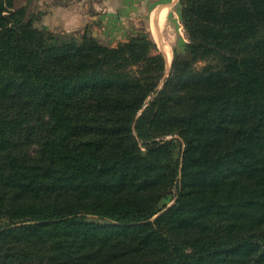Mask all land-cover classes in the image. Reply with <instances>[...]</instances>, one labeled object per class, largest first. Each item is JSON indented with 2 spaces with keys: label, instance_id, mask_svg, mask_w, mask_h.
<instances>
[{
  "label": "trees",
  "instance_id": "obj_1",
  "mask_svg": "<svg viewBox=\"0 0 264 264\" xmlns=\"http://www.w3.org/2000/svg\"><path fill=\"white\" fill-rule=\"evenodd\" d=\"M14 2L0 264H264V0H178L167 73L145 30L109 46Z\"/></svg>",
  "mask_w": 264,
  "mask_h": 264
},
{
  "label": "crops",
  "instance_id": "obj_2",
  "mask_svg": "<svg viewBox=\"0 0 264 264\" xmlns=\"http://www.w3.org/2000/svg\"><path fill=\"white\" fill-rule=\"evenodd\" d=\"M44 1L47 6L43 16L46 28L53 31L86 28L110 46L125 40L140 23H145L151 34L152 30L158 32L166 24L171 9L174 7L178 12V0H70L57 5H53L52 0L49 3V0ZM160 13L164 14L161 24L157 18ZM107 36H111L115 42L109 44Z\"/></svg>",
  "mask_w": 264,
  "mask_h": 264
},
{
  "label": "rangeland",
  "instance_id": "obj_3",
  "mask_svg": "<svg viewBox=\"0 0 264 264\" xmlns=\"http://www.w3.org/2000/svg\"><path fill=\"white\" fill-rule=\"evenodd\" d=\"M50 1L51 0H49L48 3ZM68 1H70V0H52L51 2L53 5H57V4L67 3ZM88 1L92 2V1H96V0H88ZM23 5L26 6L27 14L28 15L31 14L35 18L34 24L40 28H44V29H47V30L55 32V33H63V34L68 33V34H75L77 36H80L84 32V30H87L86 28L84 30H73V29H66V28H62L60 30L56 29V31L50 30L44 26L45 21L43 23V16L45 15L44 13H45V9L47 7L45 4V1L43 2V0H15V2H14L15 7H19V6H23ZM174 10H175V8L173 7L171 9V15L168 17L166 24L158 32L152 30V34H151L149 32V30H147L145 23L144 24L140 23L138 28H136L134 31H132L128 34V36H129L130 34L136 33L138 30H141V29L145 30L154 39V41L156 42V45H157V49L160 52H163V50L165 52V48L163 49V46H162V44H165L164 46L169 50V53H170V58H169L170 61L166 60V73L170 69V66H171V61L173 58V49H176L177 51H181L184 42L187 41L186 35H185L183 27H182V23H181L180 18H179V14H178L177 10H175V11ZM87 32H88V34L92 35V33L89 30H87ZM94 37L96 39H98L96 36H94ZM127 37H126V39H127ZM106 38H107V40H108L107 42L109 44L115 42V39H113L111 36L110 37L107 36ZM98 40L101 41L100 39H98ZM120 41H118V42H120ZM118 42H116L115 45ZM168 202L170 204L172 201L169 200ZM3 223H5V221H0V224H3Z\"/></svg>",
  "mask_w": 264,
  "mask_h": 264
},
{
  "label": "bare ground",
  "instance_id": "obj_4",
  "mask_svg": "<svg viewBox=\"0 0 264 264\" xmlns=\"http://www.w3.org/2000/svg\"><path fill=\"white\" fill-rule=\"evenodd\" d=\"M157 18H158V21L159 23L161 24L163 19H164V14L163 13H160L159 15H157ZM165 57H166V60L168 61L169 58H170V53H169V50L165 47ZM170 61V60H169Z\"/></svg>",
  "mask_w": 264,
  "mask_h": 264
},
{
  "label": "water",
  "instance_id": "obj_5",
  "mask_svg": "<svg viewBox=\"0 0 264 264\" xmlns=\"http://www.w3.org/2000/svg\"><path fill=\"white\" fill-rule=\"evenodd\" d=\"M162 53H163V55H164V57H165V52H164V50H163V52H162ZM165 59H166V57H165Z\"/></svg>",
  "mask_w": 264,
  "mask_h": 264
}]
</instances>
